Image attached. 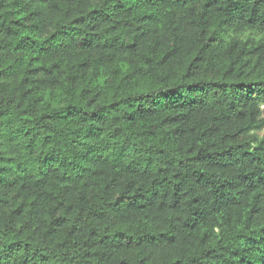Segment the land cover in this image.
I'll use <instances>...</instances> for the list:
<instances>
[{"label":"trees","instance_id":"16d2710c","mask_svg":"<svg viewBox=\"0 0 264 264\" xmlns=\"http://www.w3.org/2000/svg\"><path fill=\"white\" fill-rule=\"evenodd\" d=\"M0 264H264V0H0Z\"/></svg>","mask_w":264,"mask_h":264}]
</instances>
